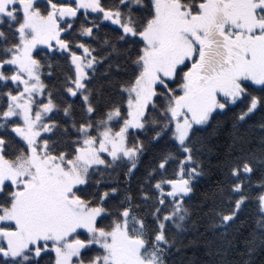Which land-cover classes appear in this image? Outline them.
Listing matches in <instances>:
<instances>
[{
  "label": "snow or ice",
  "instance_id": "obj_1",
  "mask_svg": "<svg viewBox=\"0 0 264 264\" xmlns=\"http://www.w3.org/2000/svg\"><path fill=\"white\" fill-rule=\"evenodd\" d=\"M0 264H264V0H0Z\"/></svg>",
  "mask_w": 264,
  "mask_h": 264
},
{
  "label": "trees",
  "instance_id": "obj_2",
  "mask_svg": "<svg viewBox=\"0 0 264 264\" xmlns=\"http://www.w3.org/2000/svg\"><path fill=\"white\" fill-rule=\"evenodd\" d=\"M213 143L219 144L218 141H214ZM194 219H195V217H194ZM204 224H205V221L200 220L199 223H198V225L196 226V227H198V229H199L200 232H203L204 231V227H203ZM196 237H197V232L196 231H193V232H190L189 233V238L195 239ZM193 255H194V252H193L192 249H190L187 252L186 258L187 257H191Z\"/></svg>",
  "mask_w": 264,
  "mask_h": 264
}]
</instances>
